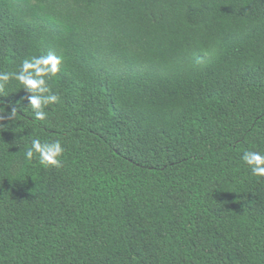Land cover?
I'll return each instance as SVG.
<instances>
[{
    "label": "trees",
    "instance_id": "1",
    "mask_svg": "<svg viewBox=\"0 0 264 264\" xmlns=\"http://www.w3.org/2000/svg\"><path fill=\"white\" fill-rule=\"evenodd\" d=\"M49 52L43 131L0 132V264H264V0H0V70Z\"/></svg>",
    "mask_w": 264,
    "mask_h": 264
},
{
    "label": "clouds",
    "instance_id": "2",
    "mask_svg": "<svg viewBox=\"0 0 264 264\" xmlns=\"http://www.w3.org/2000/svg\"><path fill=\"white\" fill-rule=\"evenodd\" d=\"M62 64V56L49 52L46 55L21 60L16 71L0 70V97H4L5 90L12 82L28 94L26 108L20 106L21 102L9 105L11 111L6 114L10 121L9 125L2 123L5 118V107H0V132L10 130L11 125L23 119V116L18 115V111L24 112V110H30L29 123L43 131L41 122H46L49 117L46 109L58 101V96L52 94L49 81L58 76ZM2 103L3 101L0 100V104ZM64 154L65 147L61 140L42 141L39 136H33L30 137V143L25 148L24 159L28 162L35 159L41 168L54 170L63 167ZM240 159L257 182L264 181V152L256 148L246 149Z\"/></svg>",
    "mask_w": 264,
    "mask_h": 264
}]
</instances>
